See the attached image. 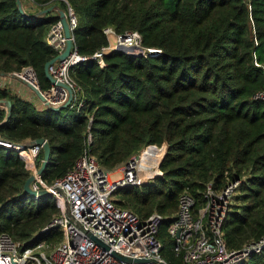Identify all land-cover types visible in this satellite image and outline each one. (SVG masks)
Masks as SVG:
<instances>
[{"label":"trees","instance_id":"obj_1","mask_svg":"<svg viewBox=\"0 0 264 264\" xmlns=\"http://www.w3.org/2000/svg\"><path fill=\"white\" fill-rule=\"evenodd\" d=\"M44 9L76 17L74 49L90 56L108 45L103 33L137 31L146 58L120 50L69 69L82 89V102L53 111L0 88L10 116L0 106V140L24 143L44 138L49 161L46 184L61 178L85 148L99 166L111 169L148 145L166 146L161 175L137 187L116 190L115 203L140 218L158 214L157 237L167 264H183L172 251L168 225L187 192L196 207L202 190L238 181L240 204L230 205L223 222L227 248L264 238V0H31ZM55 13V14H54ZM57 13L22 15L15 0H0V72L30 66L42 92L51 88L44 65L55 56L45 35ZM42 160L37 154L36 167ZM30 172L15 149L0 144V234L24 248L56 243L62 233L49 227L60 211L50 194L37 199L23 192ZM236 191V192H237ZM45 227H47L45 229ZM237 264H264V246Z\"/></svg>","mask_w":264,"mask_h":264},{"label":"built area","instance_id":"obj_2","mask_svg":"<svg viewBox=\"0 0 264 264\" xmlns=\"http://www.w3.org/2000/svg\"><path fill=\"white\" fill-rule=\"evenodd\" d=\"M65 13L72 31L76 26L75 14L69 6ZM103 33L108 39L107 46L90 56L79 55L73 48L64 60H56L48 67L52 77L71 87L74 95L72 103L77 100V104H81L82 89L70 78L71 67L88 59L103 67V55L119 46L133 48L132 53L144 58L161 52L160 49L142 46L137 31L117 34L111 27H105ZM109 37H112V42ZM44 39L55 55L63 51L66 39L59 20L50 26ZM12 73L38 87L36 75L30 66ZM3 85L0 80V87ZM43 93L52 106L62 104L67 98L65 89L53 85ZM253 98L264 102V90L257 92ZM148 147L157 149L151 145L145 150ZM12 148L34 176L30 188L33 191L46 189L59 201L60 211L48 226L58 228L62 236L56 243L41 241L33 247L24 248L9 234L1 233L0 264H167L161 255V242L157 237L160 216L154 213L140 218L133 211L118 206L114 195L119 188L137 187L153 176L161 175L156 153L145 161L147 164L153 163L154 172L141 169L140 159L133 156L124 162L121 177L111 181L105 169L85 148L61 178L46 184L37 174L35 165L41 146L27 141L13 143ZM237 186L238 181H234L214 189L208 183L201 192L204 200L199 207H196L194 197L189 193L180 195L177 213L167 232L173 239L172 251L183 264H237L249 253L259 252L264 246V238L240 250H231L226 246L223 222Z\"/></svg>","mask_w":264,"mask_h":264},{"label":"water","instance_id":"obj_3","mask_svg":"<svg viewBox=\"0 0 264 264\" xmlns=\"http://www.w3.org/2000/svg\"><path fill=\"white\" fill-rule=\"evenodd\" d=\"M15 2H16L17 9L20 12V14L25 15V13H24V11L22 9L20 0H15ZM52 10H54L57 13L58 20L60 21V23H61V25L63 27V32H64V36H65L66 41H65V47H64L63 51L61 53L55 55L53 58H51L50 60H48L45 63V65H44V74H45V77L48 80V82L51 85H53L55 88H60V89L63 88V89L66 90V92H67L66 100L60 105L52 106V105H50L49 101L47 100L45 94L39 89V87H36V86L32 85L31 83L26 82L25 80H23L21 78H18L13 73L5 74V73L0 72V76L1 77L9 76V77H11L13 79H16L17 81L23 83L35 95V97L43 104V106H45V107H47V108H49V109H51L53 111H59V110H62V109L66 108L67 106L72 104L73 98H74L73 90L66 83L58 81L54 77H52L49 74V72H48V67L56 60H59V61L64 60L71 53L72 49L74 48V42H73L72 31L70 30L69 24H68V21H67V15H66V13L63 10L54 8L51 5V6L47 7V8L41 9L34 16H40L42 14L51 12ZM132 49L133 48H127V47H124V46H119L117 50H120V51L126 52L128 54H132V55L137 56V54L132 53ZM0 106L3 107L5 109V111H6V115H5V118L3 120V121H5L10 116L11 103H10L9 100L0 99ZM32 143L35 144V145L41 146L42 160H41V163H40L38 169L36 170L37 174L41 175V173L43 172V170L45 169V167H46V165H47V163L49 161L50 147H49L47 141L44 138H42V137L34 139L32 141ZM0 144H3V145L7 144L5 146H9V147L12 148V144L13 143H6V142L0 140ZM165 151H166V147L164 149V153H165ZM33 180H34V176H33V174H30L26 178V180H25V182L23 184V192H25L26 194L31 196L33 199H37L38 197H40L42 195H46V194L49 193L48 190H46V189H41L39 191H33L30 188V183Z\"/></svg>","mask_w":264,"mask_h":264},{"label":"crops","instance_id":"obj_4","mask_svg":"<svg viewBox=\"0 0 264 264\" xmlns=\"http://www.w3.org/2000/svg\"><path fill=\"white\" fill-rule=\"evenodd\" d=\"M22 9L25 14L27 15H35L37 14L40 9L39 7L35 6L31 1L29 0H20ZM0 80L4 83L2 88H6L10 91L11 94L18 95L22 98L35 101L31 98L30 94H28L23 89V84L15 79H9V77H0ZM1 88V87H0ZM36 103V101H35Z\"/></svg>","mask_w":264,"mask_h":264},{"label":"rangeland","instance_id":"obj_5","mask_svg":"<svg viewBox=\"0 0 264 264\" xmlns=\"http://www.w3.org/2000/svg\"><path fill=\"white\" fill-rule=\"evenodd\" d=\"M55 14V13H54ZM109 40L112 42V37H109ZM6 77H8V76H6ZM10 79V78H9ZM13 79V78H12ZM21 83V82H20ZM23 84V83H22ZM23 89H24V91H26L28 94H30V96H31V98L32 99H36L37 100V102H39L42 106H43V104L35 97V95L23 84ZM148 146H151V145H148ZM156 146V145H155ZM147 146H144V147H142L139 151H138V153L135 155V157L136 158H138V156H140V154L145 150V148H146ZM158 149H160V148H163V151L162 152H160V154H159V156L157 155V154H155L156 156H157V159H159L158 160V162L160 163V159H162V157H163V153H164V149H165V145L164 144H162L161 146H156ZM134 156V155H133ZM133 156L132 157H130L129 159H132L133 158ZM123 164H124V162L123 163H121V164H119V165H117V166H115L114 168H111V169H105V171L107 172V174H108V178H109V180H111V181H115V180H117V179H119L120 177H121V175H122V170H123ZM160 170V169H159ZM156 178V176L154 177L153 176V178H151V179H148L146 182L148 183V182H151V181H153L154 179ZM239 193H238V191L237 192H235V196H237ZM114 195H115V197H116V191L114 192ZM230 202H232V204H235V205H237V204H240L241 202L239 201V200H237L236 198H231V201Z\"/></svg>","mask_w":264,"mask_h":264},{"label":"bare ground","instance_id":"obj_6","mask_svg":"<svg viewBox=\"0 0 264 264\" xmlns=\"http://www.w3.org/2000/svg\"><path fill=\"white\" fill-rule=\"evenodd\" d=\"M163 151V148H160V149H155L153 147H148L146 150H144L140 156H138V159H140V168L141 169H147V170H150L152 172H154V169H153V163L151 164H147L145 161L147 160V158L149 156H153V154H157L159 156L160 152ZM155 162V161H154Z\"/></svg>","mask_w":264,"mask_h":264}]
</instances>
